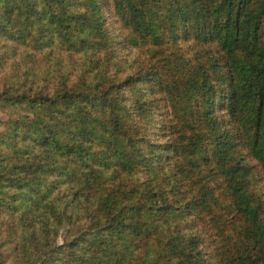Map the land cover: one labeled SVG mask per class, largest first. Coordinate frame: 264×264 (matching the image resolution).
Returning a JSON list of instances; mask_svg holds the SVG:
<instances>
[{
  "label": "trees",
  "instance_id": "1",
  "mask_svg": "<svg viewBox=\"0 0 264 264\" xmlns=\"http://www.w3.org/2000/svg\"><path fill=\"white\" fill-rule=\"evenodd\" d=\"M107 9L129 42L193 27L205 50L111 71ZM0 113V264H209L172 151L219 169L242 217L210 264H264V202L233 154L264 178V0H0Z\"/></svg>",
  "mask_w": 264,
  "mask_h": 264
},
{
  "label": "rangeland",
  "instance_id": "2",
  "mask_svg": "<svg viewBox=\"0 0 264 264\" xmlns=\"http://www.w3.org/2000/svg\"><path fill=\"white\" fill-rule=\"evenodd\" d=\"M105 12L107 23L110 24L111 33L119 35L118 42L114 44L117 53L116 57L107 63L111 71H117L118 69L123 71L129 60L136 59L138 64H146L156 59L154 57L167 53H171L169 55H172L174 51L181 55L184 54V57L194 62L195 58L200 56L205 50V48L201 47L202 41L198 39L196 30L193 27L187 28L188 30H184V28L180 29L179 36L175 38H170L168 34H166L167 36L164 35L162 31L161 35L155 39H151L148 36H138L136 41L129 42V39H132L130 30L125 27L124 23L117 21L109 9L105 10ZM125 39L129 42H127V44H129L127 47L122 43ZM150 88L151 85L141 86L137 88L135 94L146 91L144 96L149 98L153 94ZM163 94L164 92H157L154 96V98L157 99V105L160 111V113L157 112L154 116V121L156 123L160 122L159 129H162L164 124H166L167 129H177L179 123L175 109L180 106L178 104V107H169L164 100ZM170 110H174V112H170ZM162 112H164V115L161 114ZM0 118H4L1 113ZM158 133L160 134L162 131L159 130ZM159 140L165 141V139L161 137H159ZM236 144L237 146L233 154L236 158L242 159L246 165L252 167L249 169L250 174L247 177V182L249 184L248 188L251 191L254 190L264 202V178L261 175L259 167L251 157L242 155V153L246 151L241 145V141ZM191 157V154L185 151H181L180 155L172 151L170 153V159L165 160V171L166 174H170L174 180L178 181L185 197L190 199L192 214H189L187 221L197 224L194 230L199 232L202 236L203 251L207 258H212L210 262L214 263L218 260L220 255V246L223 243V238L230 237L234 234L238 226L242 223V217L237 212L231 200L230 192L227 190L226 177L218 172L219 169L210 167L211 165L205 166L206 164L203 163L202 160L199 167H191L190 163L187 162ZM112 164L116 165L117 162L112 159ZM176 164L177 167L175 168ZM172 165H174V167H172ZM137 167L138 165L134 169ZM204 188H211L213 190V197L209 196L202 200L201 203L203 207L200 208L195 202H192V198H195L194 193H199V191H203ZM63 233H65V226L60 230L58 243H62Z\"/></svg>",
  "mask_w": 264,
  "mask_h": 264
}]
</instances>
